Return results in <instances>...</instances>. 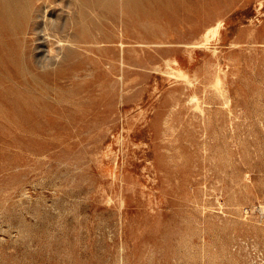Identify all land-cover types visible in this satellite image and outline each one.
Listing matches in <instances>:
<instances>
[{
  "label": "rangeland",
  "instance_id": "rangeland-1",
  "mask_svg": "<svg viewBox=\"0 0 264 264\" xmlns=\"http://www.w3.org/2000/svg\"><path fill=\"white\" fill-rule=\"evenodd\" d=\"M9 1L0 264H264V0Z\"/></svg>",
  "mask_w": 264,
  "mask_h": 264
},
{
  "label": "bare ground",
  "instance_id": "bare-ground-1",
  "mask_svg": "<svg viewBox=\"0 0 264 264\" xmlns=\"http://www.w3.org/2000/svg\"><path fill=\"white\" fill-rule=\"evenodd\" d=\"M12 14L14 17H20L21 16V11L15 7L9 0L5 1V4L0 6V15L2 14ZM204 41V40H203ZM191 45V44H190ZM216 74V73H215ZM218 76V75H217ZM217 79V78H216ZM218 80V79H217ZM216 80V81H217ZM220 81V80H219ZM218 81V82H219ZM222 83V82H221ZM190 84V83H189ZM219 84V83H218ZM219 86V85H218ZM220 90V88H219ZM221 91V90H220ZM222 93V92H221ZM221 95V94H220ZM194 96V95H193ZM222 98V97H221ZM225 98V97H224ZM191 99L193 100V98L191 97ZM223 99V98H222ZM198 100V99H197ZM225 100V99H224ZM223 101V100H222ZM196 102V101H195ZM197 104V103H195ZM226 104V103H225Z\"/></svg>",
  "mask_w": 264,
  "mask_h": 264
}]
</instances>
